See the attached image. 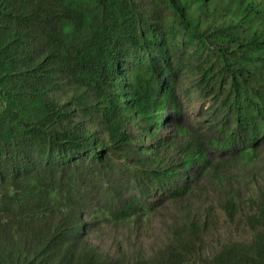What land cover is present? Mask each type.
I'll return each mask as SVG.
<instances>
[{
    "label": "trees",
    "instance_id": "16d2710c",
    "mask_svg": "<svg viewBox=\"0 0 264 264\" xmlns=\"http://www.w3.org/2000/svg\"><path fill=\"white\" fill-rule=\"evenodd\" d=\"M94 2L101 15L85 33L82 0H0V264H264V184L242 196V172L209 154L264 134V0H168L165 26L196 36L203 89L235 124L226 118L207 135L174 124L161 145L175 147L179 167L196 174L173 184L178 166L163 167L154 151L160 167L147 175L171 206L204 196V216L195 210L189 221H171L175 208H153L147 232L138 209L144 188L115 197L100 227L79 203L50 202L40 174L49 160L99 147L129 152L130 120L157 134L177 104L174 78L162 87L136 64L126 77L119 67L121 49L159 43L164 20L145 17L133 0Z\"/></svg>",
    "mask_w": 264,
    "mask_h": 264
},
{
    "label": "rangeland",
    "instance_id": "374dc122",
    "mask_svg": "<svg viewBox=\"0 0 264 264\" xmlns=\"http://www.w3.org/2000/svg\"><path fill=\"white\" fill-rule=\"evenodd\" d=\"M82 1L89 8L86 33L100 17L101 10L94 0ZM133 1L145 17L153 19L160 16L164 20V26L167 25V15L172 11L168 0ZM203 51L205 50L201 49L193 32L179 26H165L159 43L153 44L147 52L136 48L120 50L119 67L123 77H126L128 66L136 64L146 73L160 79L162 87L168 79L174 78L177 104L175 107H168L157 134L148 131L137 118L131 119L128 129L133 137L129 152L99 147L95 152L83 151L76 156L49 160L40 174L41 186L47 189L52 205L79 203L83 207V213L88 215V221L100 227L107 221L106 217H111L112 208H116L115 197H120V194L140 195L139 189L144 188L147 195L141 197L138 209L144 213L141 221H149L147 232L156 225V220L150 216L153 208H175L179 218L171 221H189L195 215V210L200 216H204V209L208 204L204 196L195 195L190 200H182L171 206L170 201L162 197L160 183L150 184L147 175L150 170L160 167L150 156L154 151L163 167L173 164L178 166L172 175L173 184L188 181L189 175L196 174L195 166L190 165L187 169L179 167L180 155L175 147L164 149L161 145L166 140L165 137L175 131L174 124L189 126L206 135L226 118L235 124L234 116L229 115L220 101L206 94L203 89L197 70V65L203 60ZM121 85H126V82L121 81ZM209 154L226 157L231 173L242 172L237 183L242 196H247L249 192L255 194L264 184V134L253 143L240 140L232 148H212ZM48 173L51 181L48 180ZM252 177L257 182L251 181ZM152 242L148 238L144 244L150 247ZM123 247L126 245L123 244ZM182 264L195 262L189 258Z\"/></svg>",
    "mask_w": 264,
    "mask_h": 264
}]
</instances>
